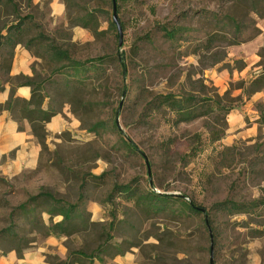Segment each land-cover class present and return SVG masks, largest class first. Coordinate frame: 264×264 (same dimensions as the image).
<instances>
[{
  "label": "rangeland",
  "instance_id": "374dc122",
  "mask_svg": "<svg viewBox=\"0 0 264 264\" xmlns=\"http://www.w3.org/2000/svg\"><path fill=\"white\" fill-rule=\"evenodd\" d=\"M18 19L31 78L7 75L1 47L0 84L48 98L64 129L47 142L43 126L37 165L0 178L14 247L43 264H264V0H0V35ZM167 96L205 116L179 122Z\"/></svg>",
  "mask_w": 264,
  "mask_h": 264
},
{
  "label": "crops",
  "instance_id": "0c3cea01",
  "mask_svg": "<svg viewBox=\"0 0 264 264\" xmlns=\"http://www.w3.org/2000/svg\"><path fill=\"white\" fill-rule=\"evenodd\" d=\"M35 4L42 0H33ZM54 13L60 14L63 5L59 2L50 4ZM2 51H0V60ZM34 57L29 49L22 45L15 47L12 51V58L9 62V74L11 78H31V63ZM259 55L247 59L248 67L256 70L255 67ZM11 91L14 99L28 102L31 99V89L23 84L12 86L9 83L0 84V106L9 101ZM43 111L49 110L48 98H44L40 107ZM61 114L54 113L48 122L44 123L45 132L48 134L47 142L52 141L56 135L64 129L61 124ZM31 122L27 118L17 115L13 110L0 111V178L11 181L26 171L33 169L41 155V144L31 128ZM7 226L0 227V232L9 230ZM6 239L0 237V264H43V256L38 251H23L18 257L15 250L8 248L4 250Z\"/></svg>",
  "mask_w": 264,
  "mask_h": 264
},
{
  "label": "trees",
  "instance_id": "16d2710c",
  "mask_svg": "<svg viewBox=\"0 0 264 264\" xmlns=\"http://www.w3.org/2000/svg\"><path fill=\"white\" fill-rule=\"evenodd\" d=\"M9 2H11V0H7ZM115 2L118 0H114ZM22 19H18L15 22L11 23L6 27V35H0V48L1 47H12L11 51L9 52V59L11 60L12 58V51L15 47L21 45L22 43V39H23V28H22ZM165 31V35L169 36V38L174 37V33L172 32H168L166 30ZM1 51V49H0ZM51 52V58L53 59L54 62H60L64 59V55L58 51V50H54V49H50ZM1 61V60H0ZM9 68L7 69V75L9 74ZM261 84H263L262 82V78L259 77L257 78L254 82H252L251 86L256 87L257 89L261 88ZM31 86V85H29ZM43 102V97H41V95H37V92L32 90L31 91V99L28 102L25 101H21L18 99H14L13 95L11 94L9 101L6 102V104L4 105V107L0 106L1 108H5L6 111H10L13 110L16 106H19V109L17 111V115L22 116L23 118H27L30 122H31V127H32V131L35 133L38 130H42L43 129V125L44 123L48 122L49 119L51 118V116L54 115V113L52 114L50 111H43L40 107L41 104ZM191 101L188 99H178L175 97H171V96H167V97H163L160 101V104H163L167 109H169L171 112H173V114H175L177 120L179 122H188L191 120H194L198 117H202L205 116L201 113H198V109H195L193 105L190 104ZM188 105V106H187ZM208 112H212V109H207L206 114ZM157 205V204H156ZM258 208H264V203H256L255 205H253V212H256L257 210L261 209H257ZM187 209L193 213H197L198 210L192 206L189 205L187 206ZM17 211L19 210H23V208H18L16 209ZM229 210V209H228ZM243 207L242 206H231V210L230 212L236 211V212H240L243 211ZM15 212V210H14ZM202 212V211H200ZM264 212V210H263ZM70 212L63 210L61 216L63 218V220L59 223L58 226H62V224H64L67 220L70 219ZM249 216H253L252 213H245ZM258 214V213H257ZM30 213L29 211H26V215L25 217H29ZM34 221V218H33ZM32 221V222H33ZM19 228V227H18ZM13 230H15V226H12V228H10L9 230H5V231H1L0 232V237H3L4 239L7 240L8 242V246L10 249L15 250L18 257H21V252H22V248H19L18 246L14 247V241H16L13 237L15 236ZM17 237V235H16Z\"/></svg>",
  "mask_w": 264,
  "mask_h": 264
},
{
  "label": "water",
  "instance_id": "95a60500",
  "mask_svg": "<svg viewBox=\"0 0 264 264\" xmlns=\"http://www.w3.org/2000/svg\"><path fill=\"white\" fill-rule=\"evenodd\" d=\"M113 2H114V0H113ZM113 21H114V23L117 25L118 31H119V33H120V28H119V26H118V24H117L116 15H115V7H114ZM210 256H211V258H210V264H212V261H213V259H212V250H211V254H210Z\"/></svg>",
  "mask_w": 264,
  "mask_h": 264
}]
</instances>
